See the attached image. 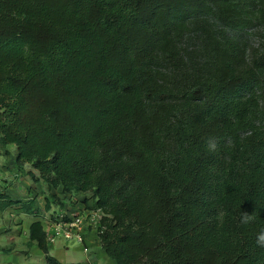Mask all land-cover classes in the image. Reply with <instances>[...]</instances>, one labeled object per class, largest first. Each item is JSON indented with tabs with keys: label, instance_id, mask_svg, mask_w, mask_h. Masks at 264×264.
I'll list each match as a JSON object with an SVG mask.
<instances>
[{
	"label": "trees",
	"instance_id": "trees-1",
	"mask_svg": "<svg viewBox=\"0 0 264 264\" xmlns=\"http://www.w3.org/2000/svg\"><path fill=\"white\" fill-rule=\"evenodd\" d=\"M0 144L115 264H264V0H0Z\"/></svg>",
	"mask_w": 264,
	"mask_h": 264
},
{
	"label": "crops",
	"instance_id": "crops-1",
	"mask_svg": "<svg viewBox=\"0 0 264 264\" xmlns=\"http://www.w3.org/2000/svg\"><path fill=\"white\" fill-rule=\"evenodd\" d=\"M6 153H10V152L7 151ZM27 166H30V165H26V167ZM30 167L28 169V175L27 176H29V178L35 182L38 180H42V179H38L39 174L35 170H33L32 167L30 169ZM20 170H23V169H20ZM30 171L33 172V174L35 175L34 177H32L29 174ZM9 186L10 187L15 186L14 181H11V180H8L5 178L0 179V196H5V197L11 199L12 201H21L22 204H24V205H28L27 203H30L32 201L33 206H34L33 208L39 209L40 212L43 213L42 217L45 220L46 219L54 220V219H56L55 217L59 213V211L65 209L67 207L69 208L70 206H71L70 208L76 207L78 204L77 203V204L69 205V206L62 208L60 206V204H58L56 201H54V195L48 190V188L46 191L48 192L49 195H47L46 191H44V190H40V192L35 191L34 196L27 197V194H25L27 198H25V200L22 201L21 196L23 194L21 192V189L18 190L19 198H13L11 196V194L7 191ZM33 189H34V187L30 188L28 190V194H29V192L31 193ZM42 194H45V195L42 196ZM48 202L50 204V208L46 209V205ZM15 209L16 210H14L13 206L9 207L7 209H4V210H1V208H0V238H2L5 242L8 243V245H7L8 247L0 252V259L3 261L4 264H11V262L8 260L7 257L10 256L11 253H13V252H15L19 256V258L20 257L29 258L31 248L33 246H37L35 243L30 242V227H31L33 222L37 221V219H34V221L30 224L27 241L26 240L21 241L20 238L22 236H24L23 222L25 221V218L27 216L32 217V215L25 213L21 205L15 207ZM13 225L16 227H20V228L15 231V230H13ZM90 237L92 240L94 239L93 234H91ZM59 244L62 246L63 249H66L65 245L69 244V243L60 239L56 243L49 245L50 252H51V249L55 248L56 245H59ZM23 246H27V248L24 249L23 252H21V251L18 252L19 249H21ZM90 246H91L90 247L91 249H90L89 256H87L86 262H84V263H65L59 258V256H57V254H53L51 256H53L61 264H99L98 260L105 259V256H107V255L103 251L99 241H93V243ZM94 247H97V248L94 249ZM58 255H61V257H62L61 253H58ZM45 262H46V257H45ZM100 264H110V263L106 260V262L100 263Z\"/></svg>",
	"mask_w": 264,
	"mask_h": 264
},
{
	"label": "rangeland",
	"instance_id": "rangeland-1",
	"mask_svg": "<svg viewBox=\"0 0 264 264\" xmlns=\"http://www.w3.org/2000/svg\"><path fill=\"white\" fill-rule=\"evenodd\" d=\"M10 153H6V152ZM5 152V153H4ZM16 160V146L14 145H8L3 147L0 144V179H8L11 181H14L15 186L8 187L7 191L11 194L13 198H19L18 196V190L21 189L22 196L21 200H25V198L29 196H34L35 191L40 192V190H47V185L43 180H38V181H32L28 175V169L30 166H25L23 167V170H20L18 165L15 162ZM31 169V167H30ZM34 187L32 192L28 194V190L30 188ZM27 190V191H26ZM24 191V192H23ZM26 191V192H25ZM27 194V197L26 195ZM46 194L48 192L46 191ZM45 194H42L44 196ZM19 206V204L14 203L13 207L14 210L15 207ZM35 217H29L27 216L25 218V221L23 222V231H24V236L20 238L21 241H24L28 239V233H29V227L30 224L34 221ZM41 221L43 223H46L47 221L43 218H41ZM20 227H16L13 225V230H18ZM7 240V239H6ZM92 244V243H91ZM90 244V245H91ZM8 243L5 242L2 238H0V252L3 251L5 248H7ZM89 245V253H90V246ZM93 246V245H92ZM27 246H23L21 249H19L18 252H23L24 249H26ZM66 249H63L62 246L56 245L55 248L51 249L50 254H57L59 258L65 262V263H84L86 262L87 256H89V253L84 252L83 247L79 244H66L65 245ZM97 247H94V249ZM92 252V251H91ZM4 253V252H3ZM58 253L62 254L58 255ZM8 260L11 262V264H46L45 262V255L44 253L38 249L37 246H33L30 251V257L29 258H22L15 253H11L10 256L7 257ZM105 259L110 263V264H115L113 260H111L108 256H105ZM105 259H100L98 260L99 264L106 262ZM0 264H4L3 261L0 259Z\"/></svg>",
	"mask_w": 264,
	"mask_h": 264
},
{
	"label": "built area",
	"instance_id": "built-area-1",
	"mask_svg": "<svg viewBox=\"0 0 264 264\" xmlns=\"http://www.w3.org/2000/svg\"><path fill=\"white\" fill-rule=\"evenodd\" d=\"M67 206L77 204L76 207L65 208L56 215V219L44 223V231L48 245L62 239L67 243L79 244L85 253H89V245L98 241V233L102 227L105 213L96 208L92 201L82 203L78 197H72ZM93 234L92 240L90 235Z\"/></svg>",
	"mask_w": 264,
	"mask_h": 264
}]
</instances>
